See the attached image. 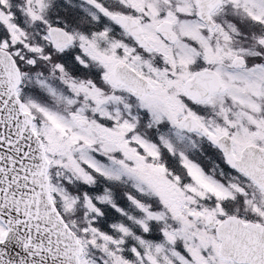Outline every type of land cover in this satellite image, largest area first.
<instances>
[{"label":"snow or ice","instance_id":"obj_1","mask_svg":"<svg viewBox=\"0 0 264 264\" xmlns=\"http://www.w3.org/2000/svg\"><path fill=\"white\" fill-rule=\"evenodd\" d=\"M0 264H264V0H0Z\"/></svg>","mask_w":264,"mask_h":264}]
</instances>
